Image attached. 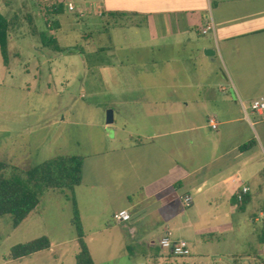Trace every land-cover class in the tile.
Segmentation results:
<instances>
[{
    "label": "crops",
    "instance_id": "obj_1",
    "mask_svg": "<svg viewBox=\"0 0 264 264\" xmlns=\"http://www.w3.org/2000/svg\"><path fill=\"white\" fill-rule=\"evenodd\" d=\"M67 1L76 11L64 5L58 15L92 14L122 35L115 40L107 30L105 50L117 61L107 66L112 147L103 160L107 180L85 187L88 200L105 194L108 222L131 227L132 236L152 206L156 223L136 244L151 264L175 260L159 246L165 236L186 241L195 255L222 227L236 223L244 235L239 213L248 212V224L258 225L256 240L264 247V117L250 109L264 97V0ZM210 22L213 32L203 34ZM132 54L138 65H152L135 73ZM115 75L118 85L111 83ZM83 185L81 177L74 188L79 210L77 189ZM242 186L249 193L239 206ZM184 196L193 201L182 213L174 204L184 207ZM122 210L130 219L117 224L113 216ZM55 248L50 241L46 251Z\"/></svg>",
    "mask_w": 264,
    "mask_h": 264
},
{
    "label": "rangeland",
    "instance_id": "obj_2",
    "mask_svg": "<svg viewBox=\"0 0 264 264\" xmlns=\"http://www.w3.org/2000/svg\"><path fill=\"white\" fill-rule=\"evenodd\" d=\"M46 7L42 0H0V13L7 19H17L9 32L6 66L0 55V161L8 164L5 173L10 174L13 169L25 171L55 158L82 157L84 185L77 189V197L85 242L94 264H151L149 254L141 252L136 244L156 223L157 214L152 212V206L144 209L151 215L143 218L132 236L131 227L108 222L105 194L98 193L91 201L86 196V186L107 180L103 160L107 148L112 147L106 124L112 102L107 96V66L117 61H112L105 49L109 47L107 30L111 31L114 24L92 14L81 17L65 11L52 16ZM28 15L36 30L54 35L58 52L43 47L30 34ZM119 31L112 30L115 40L122 37ZM125 53L121 54L127 56ZM131 59L135 73L143 64L152 65L148 60L138 65L135 54ZM112 79V85L120 84L118 75ZM64 194L47 190L40 196L36 211L17 228L12 227L9 216L0 218V264H75L78 245L71 223L73 204ZM174 206L184 213L185 207H180L178 201ZM137 214L143 215L142 211ZM236 217L245 226L244 235L238 234L236 223H232L222 227L195 255L170 258L168 262L264 264V247L256 240L258 225L248 224V212ZM44 236L56 244L54 250L9 260L12 247Z\"/></svg>",
    "mask_w": 264,
    "mask_h": 264
},
{
    "label": "trees",
    "instance_id": "obj_3",
    "mask_svg": "<svg viewBox=\"0 0 264 264\" xmlns=\"http://www.w3.org/2000/svg\"><path fill=\"white\" fill-rule=\"evenodd\" d=\"M55 5L50 9L46 8L49 15H58L65 3V0H55ZM113 15V14H112ZM16 16L7 19L0 13V55L4 65L8 61V41L9 32L16 22ZM30 25L29 32L37 37L43 47L52 51H59L58 42L53 36L47 35L43 31L36 30L32 26L31 16H26ZM253 142H249L241 149L249 148ZM83 158L79 156H69L55 158L45 161L37 166L25 171L13 169L10 174L5 173L9 166L6 162L0 161V218L9 216L12 227L17 228L28 216L34 212L39 204V198L47 190H55L60 193L68 191L65 197L72 201L73 216L71 223L75 228L78 253L75 256V264H94L89 249L85 242V234L80 221L79 209L74 196V188L81 183L83 172ZM247 200V195L239 203L242 206ZM260 243H264V230L260 238ZM50 248V241L47 237H40L24 244H18L11 248L9 260H21ZM172 258H175L169 255Z\"/></svg>",
    "mask_w": 264,
    "mask_h": 264
},
{
    "label": "built area",
    "instance_id": "obj_4",
    "mask_svg": "<svg viewBox=\"0 0 264 264\" xmlns=\"http://www.w3.org/2000/svg\"><path fill=\"white\" fill-rule=\"evenodd\" d=\"M43 2L47 3L46 8H51L53 5H55V0H42ZM64 5L66 6V9L69 12H75L76 8L73 3L68 2L65 0ZM213 24L210 22L206 26V28L202 31L203 34H206L207 32L212 31L213 32ZM250 109L252 112L257 114L260 117H264V97H260L256 100H254L251 105ZM210 125L213 129L217 128V125L214 123L213 120L210 121ZM264 155V153H263ZM249 193V188L242 186L236 193V198L239 203L243 201V198ZM192 197L191 196H184L182 198V205L184 207H188L192 204ZM262 220L264 222V213L262 214ZM130 215L127 211L122 210L114 214L113 221L117 224L125 223L129 221ZM159 246L167 251V253L175 258H184L191 255V249L189 244L184 240H173L169 236L163 237L159 241Z\"/></svg>",
    "mask_w": 264,
    "mask_h": 264
},
{
    "label": "water",
    "instance_id": "obj_5",
    "mask_svg": "<svg viewBox=\"0 0 264 264\" xmlns=\"http://www.w3.org/2000/svg\"><path fill=\"white\" fill-rule=\"evenodd\" d=\"M211 55V54H210ZM207 54V56H210ZM213 55V54H212ZM113 123V112L111 110H109L107 112V116H106V124H112Z\"/></svg>",
    "mask_w": 264,
    "mask_h": 264
}]
</instances>
